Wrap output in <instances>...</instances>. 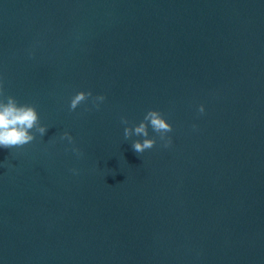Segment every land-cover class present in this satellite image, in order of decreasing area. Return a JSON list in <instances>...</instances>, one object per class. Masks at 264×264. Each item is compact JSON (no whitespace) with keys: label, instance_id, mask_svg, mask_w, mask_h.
Here are the masks:
<instances>
[{"label":"water","instance_id":"95a60500","mask_svg":"<svg viewBox=\"0 0 264 264\" xmlns=\"http://www.w3.org/2000/svg\"><path fill=\"white\" fill-rule=\"evenodd\" d=\"M0 91V264H264V0H0Z\"/></svg>","mask_w":264,"mask_h":264},{"label":"clouds","instance_id":"9594fccd","mask_svg":"<svg viewBox=\"0 0 264 264\" xmlns=\"http://www.w3.org/2000/svg\"><path fill=\"white\" fill-rule=\"evenodd\" d=\"M92 96L91 92L80 91L77 92L71 99L69 110L77 108L81 102L87 100ZM0 147L11 149L13 147H20L30 143L35 138L34 132L39 133L42 137L46 132V127L42 126L39 122L38 113L34 106L29 104H19L18 101L11 95L4 96L0 91ZM93 103L103 101L105 97L98 95L92 97ZM98 107L99 105L96 104ZM203 113V105L198 109ZM121 123L127 124L128 121L121 118ZM159 134V137L164 141V146L168 147L171 144V137H166V133L172 131L171 125L166 122L161 113L156 110H149L145 114L143 120L132 128L125 127L123 134L125 139L132 135L144 137L141 140L132 142V148L137 153H143L147 149H151L155 140L148 138V127ZM34 130V131H33ZM66 138L69 142L72 137L68 132H64L61 139ZM73 151H77L73 149Z\"/></svg>","mask_w":264,"mask_h":264}]
</instances>
